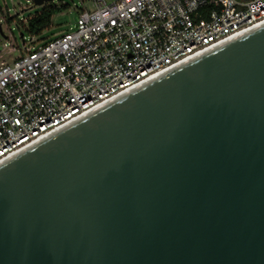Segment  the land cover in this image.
<instances>
[{
	"label": "water",
	"instance_id": "95a60500",
	"mask_svg": "<svg viewBox=\"0 0 264 264\" xmlns=\"http://www.w3.org/2000/svg\"><path fill=\"white\" fill-rule=\"evenodd\" d=\"M0 264H264V25L2 162Z\"/></svg>",
	"mask_w": 264,
	"mask_h": 264
},
{
	"label": "built area",
	"instance_id": "2783aa9c",
	"mask_svg": "<svg viewBox=\"0 0 264 264\" xmlns=\"http://www.w3.org/2000/svg\"><path fill=\"white\" fill-rule=\"evenodd\" d=\"M79 1L72 29L0 61V164L264 23V0Z\"/></svg>",
	"mask_w": 264,
	"mask_h": 264
},
{
	"label": "rangeland",
	"instance_id": "374dc122",
	"mask_svg": "<svg viewBox=\"0 0 264 264\" xmlns=\"http://www.w3.org/2000/svg\"><path fill=\"white\" fill-rule=\"evenodd\" d=\"M52 3L58 8L65 6V9L52 17L51 23L40 35L32 37L26 30L28 21L32 16L39 15L47 6L33 7L30 0H0L2 8L9 10V15L3 17L4 22H0V61L9 62L15 59L22 50V41L26 43V47L33 44L38 46L61 36L74 27L78 10L81 8L80 1L53 0ZM88 9L91 8L88 7Z\"/></svg>",
	"mask_w": 264,
	"mask_h": 264
},
{
	"label": "trees",
	"instance_id": "16d2710c",
	"mask_svg": "<svg viewBox=\"0 0 264 264\" xmlns=\"http://www.w3.org/2000/svg\"><path fill=\"white\" fill-rule=\"evenodd\" d=\"M64 9L65 6H61L60 8H58L53 5H49L44 8L39 15L29 19L28 27L26 29L28 34L30 36L40 35L51 23L52 17L60 13Z\"/></svg>",
	"mask_w": 264,
	"mask_h": 264
},
{
	"label": "bare ground",
	"instance_id": "6f19581e",
	"mask_svg": "<svg viewBox=\"0 0 264 264\" xmlns=\"http://www.w3.org/2000/svg\"><path fill=\"white\" fill-rule=\"evenodd\" d=\"M263 25H264V23L259 24V25H256V26H254V27H252V28H250V29H248V30H245V31H243V32H241V33H239V34H237V35H235V36H233V37H231V38L225 40L224 42L218 44V45H217L216 47H214L213 49H216V48H218V47H220V46H222V45H224V44H226V43H228V42H230V41L236 39V37L238 38V37H240V36H242V35H244V34L250 32V31H252V30H254V29H256V28H259V27L263 26ZM180 65H182V64H180ZM180 65H179V67H180ZM157 77H160V76L158 75ZM154 78H156V77H154ZM123 96H124V95H123ZM121 97H122V95H119V96L115 97L114 99L110 100V101L108 102V104L111 103V102H113V101H116L117 99H120ZM106 104H107V103H106ZM104 105H105V104H104ZM104 105H102V106L104 107ZM102 106H101V107H98V108L95 109V110L101 109ZM95 110H94V111H95Z\"/></svg>",
	"mask_w": 264,
	"mask_h": 264
}]
</instances>
